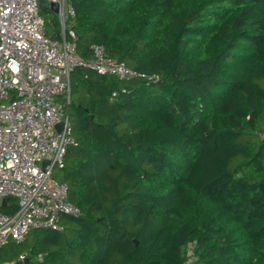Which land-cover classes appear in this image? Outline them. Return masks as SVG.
Masks as SVG:
<instances>
[{"label": "trees", "instance_id": "obj_1", "mask_svg": "<svg viewBox=\"0 0 264 264\" xmlns=\"http://www.w3.org/2000/svg\"><path fill=\"white\" fill-rule=\"evenodd\" d=\"M74 8L80 57L101 45L157 81L73 72L75 144L54 177L82 216L0 264H264V0ZM46 25L61 38L57 14Z\"/></svg>", "mask_w": 264, "mask_h": 264}, {"label": "built area", "instance_id": "obj_2", "mask_svg": "<svg viewBox=\"0 0 264 264\" xmlns=\"http://www.w3.org/2000/svg\"><path fill=\"white\" fill-rule=\"evenodd\" d=\"M45 1L58 5L60 39L49 34L39 0H0V250L9 242L23 245L31 231L63 232V215L82 216L67 185L54 177L75 144L62 103L71 101L73 72L157 81L117 62L101 45L92 48L91 59L80 57L68 24L75 3L84 0ZM5 199L7 206L16 200L13 214L1 212Z\"/></svg>", "mask_w": 264, "mask_h": 264}, {"label": "rangeland", "instance_id": "obj_3", "mask_svg": "<svg viewBox=\"0 0 264 264\" xmlns=\"http://www.w3.org/2000/svg\"><path fill=\"white\" fill-rule=\"evenodd\" d=\"M50 11H51V9L47 10V13H49L48 14V18L49 19L47 18L48 20H46V21H48V22L49 21L52 22V17L57 14V13H54V12H52L53 13L52 14ZM68 27H69V24H68ZM52 28H54V27L52 26L50 28V31H52ZM50 31H49V34L51 35L52 32H50ZM62 103L66 104V106L68 105V103H65L64 101H62ZM58 172H59V170L56 169L55 172H54V176H56L58 174ZM15 202H16V200H11V203L12 204H15ZM24 249H25V244H23V245H17L14 242H11L7 246H5V248L3 250H1L0 259L4 258V256L6 257V255H8L12 251L13 252H17L18 250H24ZM3 264H10V263H3Z\"/></svg>", "mask_w": 264, "mask_h": 264}, {"label": "water", "instance_id": "obj_4", "mask_svg": "<svg viewBox=\"0 0 264 264\" xmlns=\"http://www.w3.org/2000/svg\"><path fill=\"white\" fill-rule=\"evenodd\" d=\"M39 5H40V8L42 10H48V9H51L52 11H54L55 13L58 12V5L56 4H51V5H48L47 2L45 0H39ZM62 126H63V123L59 124L56 129L57 130H61L62 129ZM9 199H5L3 200V206H6V204L8 203ZM28 263V260H26L25 262L23 263H18V264H27Z\"/></svg>", "mask_w": 264, "mask_h": 264}, {"label": "crops", "instance_id": "obj_5", "mask_svg": "<svg viewBox=\"0 0 264 264\" xmlns=\"http://www.w3.org/2000/svg\"><path fill=\"white\" fill-rule=\"evenodd\" d=\"M57 18H58V17H57ZM2 249H3V248H2ZM2 249H1V250H2ZM1 250H0V251H1ZM23 253H26V252H23ZM10 264H16V263H10Z\"/></svg>", "mask_w": 264, "mask_h": 264}]
</instances>
